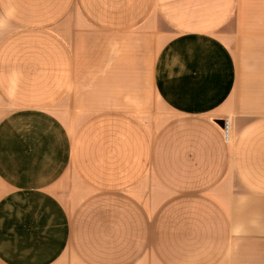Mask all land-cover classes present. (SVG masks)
<instances>
[{
    "label": "crops",
    "instance_id": "crops-1",
    "mask_svg": "<svg viewBox=\"0 0 264 264\" xmlns=\"http://www.w3.org/2000/svg\"><path fill=\"white\" fill-rule=\"evenodd\" d=\"M0 264H264V0H0Z\"/></svg>",
    "mask_w": 264,
    "mask_h": 264
},
{
    "label": "built area",
    "instance_id": "built-area-1",
    "mask_svg": "<svg viewBox=\"0 0 264 264\" xmlns=\"http://www.w3.org/2000/svg\"><path fill=\"white\" fill-rule=\"evenodd\" d=\"M222 138L225 143H229L231 139V125L229 120H223L221 123Z\"/></svg>",
    "mask_w": 264,
    "mask_h": 264
}]
</instances>
